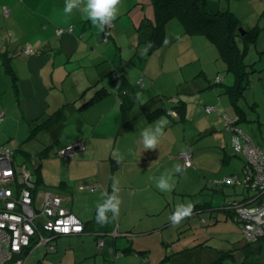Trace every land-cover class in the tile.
Masks as SVG:
<instances>
[{
    "label": "crops",
    "instance_id": "crops-1",
    "mask_svg": "<svg viewBox=\"0 0 264 264\" xmlns=\"http://www.w3.org/2000/svg\"><path fill=\"white\" fill-rule=\"evenodd\" d=\"M153 2L154 0H122L117 19L100 32L79 10H74L71 15H65L63 12L65 0H0V104L7 108L6 113L2 111L3 119L10 110L16 115L20 110L22 119L31 121L43 116L45 112L50 114L64 106H67V110L71 112L77 109L80 114V118L75 117L78 134L67 141L65 146L82 143L83 148L76 150L69 159L62 160L64 164L59 165L58 172L52 176L53 180L49 179V173L41 167L35 195L39 199L44 192H47L42 191L39 188L41 186L60 187L65 195L58 196L62 198L64 206L84 223L93 218L97 204L103 202L101 194L111 193L112 178L117 177L120 181L119 195L122 201L119 216L113 220L111 232L101 237L92 235L96 242L95 250L100 253L102 260L105 262V259L113 258L115 264H120L118 262L120 257L125 260L129 255L137 258L135 260L137 264H150V256L154 250L156 254L167 255L168 248L172 251L180 244L178 234L190 231L191 222L198 221L196 217L200 215H191L179 225L173 226L169 217L176 207L185 204L186 200L179 201L175 189L171 193L161 192L155 185L154 178H159L165 170H171L173 165L178 163L184 165L179 159L181 154L190 152L192 155V166L186 168L185 174H201L203 168H209L211 170L209 183H213L219 189L214 192L226 197L228 190L226 191L225 187L220 188L225 185L218 182L234 177L237 180L236 184L229 186H233L234 190L238 191L237 185L243 181V177L238 174L229 175L231 171L229 172L227 168L230 169L231 166L230 158L237 157L242 160L241 170L244 176L243 158L232 153L234 137L242 142L243 134L264 151L262 118L263 126L259 128V134L253 133L252 136L251 129L245 131L244 127L240 126L244 116L252 118V113L245 109L247 107L241 106L242 101L245 104H247L246 100L251 103L250 111L263 109L264 114V71L257 72L253 64L248 65L245 62L248 50L253 44L247 47L243 56L249 78L248 82H242V88L237 92L238 98L237 95H232L236 78L228 71L227 64L219 55L211 56V60L206 58V64L199 56L194 58V62L199 59L198 63L202 69L200 75L204 80L198 79L199 84L190 90L183 89L181 94L206 89V100L194 106V112L191 114L182 106L180 112L171 111L172 113L168 115L173 120L168 119L165 135L157 148L144 149L140 132L146 126L153 124L159 114L150 117L148 111L139 114L137 111L134 112L138 106V102L135 101L124 115L121 108V89L122 86H126L128 93L131 92L133 95L145 91L144 95H147L145 98L148 102L156 97L153 96L154 90L150 89L154 87V81L149 77L147 84L143 80L140 89H132L133 83L139 85L142 82L137 79L140 65L134 59L128 62L124 60V55L121 53V34L127 28L135 29L137 32L138 25L144 18L153 21ZM144 11L146 15L141 18L140 13ZM126 18L129 22L124 20ZM58 31L62 33L57 34ZM194 39L200 41L199 38ZM141 42L143 41H139ZM26 46L32 47L37 53L24 55L22 50ZM142 47L145 48V45ZM238 47L242 50L245 44L240 41ZM94 67L98 72L106 71L111 81L119 82L125 79L124 85L118 87L112 84L108 88L102 86L100 89H105L106 93L92 104L81 107L82 102L93 97L95 87L101 86L97 83L99 81L94 74ZM207 69L210 71L207 72ZM260 69L264 70V65H261ZM230 74L232 76H229ZM3 94L14 99L11 103H6ZM164 99L157 101L156 107L149 105L150 109H157L159 102ZM207 108H212L213 111L206 113ZM242 108L247 115H244ZM257 118L260 120V114ZM2 121L0 126L3 125ZM9 121L10 117L5 120V122ZM229 124H234L241 134H234L229 129ZM115 150H119L125 157L119 164L112 155ZM34 166L37 167V164L35 163ZM178 180L180 181V175ZM81 184L93 185L97 190L92 193H81L78 190ZM182 194H187V191ZM205 204L208 205L204 213H208L210 219L214 215L216 222L219 216V214L216 216V213L223 211L222 208L220 209L223 206L214 207L211 203L201 205ZM229 216L231 217L232 213ZM201 219H204L203 223L206 224V219L200 217V222ZM114 231L119 235L112 236ZM88 235L91 234L85 232L77 236L62 237L58 238L56 243L63 245L64 251H67L74 244L73 241L86 240ZM128 235L132 240H129L127 247L119 249L118 246H123V241L118 242L117 238L123 239ZM104 237H110L109 248L102 239ZM137 238L139 241L144 239L146 244H134ZM151 238L155 239V242L149 241ZM99 240H103L102 248L98 247ZM80 244L84 246L83 243ZM184 248L181 252L186 250L188 256L194 255L198 261L203 259L204 264H212L218 259L213 252L201 256L199 244L193 245L189 242ZM56 250L53 252L36 250L33 254L43 259L48 254L59 255V248ZM139 251L146 254L145 258L137 254ZM81 254H89L88 249L83 248ZM179 254V252L174 253L172 256ZM170 258L166 256L160 264L187 262L183 261L184 258L179 260Z\"/></svg>",
    "mask_w": 264,
    "mask_h": 264
},
{
    "label": "rangeland",
    "instance_id": "rangeland-1",
    "mask_svg": "<svg viewBox=\"0 0 264 264\" xmlns=\"http://www.w3.org/2000/svg\"><path fill=\"white\" fill-rule=\"evenodd\" d=\"M207 1L217 4L221 11H230L234 13L238 17L239 23L242 28H258L259 34L257 40L248 50V53L245 57V62L248 65L253 64L254 69L258 70L257 72H259V70L264 71L260 69L261 65H264V0ZM145 15V11L140 13L141 18H144ZM152 15L154 16L153 8ZM124 20L126 22H129L128 18ZM162 31V39H160V41L162 42L156 47L148 48L147 53L142 55L141 53L144 49L142 46L147 45L144 42V37L140 39L135 29L132 30L131 28H127V30L121 34V53L124 55V60L126 62L134 59V61L140 65L138 69L137 79L142 80V82L139 85L133 83L131 85L132 89H140L143 84V80L144 83L147 84V80L150 77L154 81V87L150 89L154 90L155 93H153V96H156V100L160 98L163 99V97L170 98L168 100L164 99L160 102L157 109L163 106V109L165 111L159 113L158 116H166L167 119L173 120V118L168 115L171 113V111H176V108H173L172 106H182L183 109H188V113L191 114L194 112V106L206 100V89L192 90V93H186L183 95L181 94L183 89L190 90L195 85L199 84L197 82L198 79L201 81L204 80L200 75L202 69L200 63H198L199 59L194 62V58L199 56L203 63L206 64V58L211 60V56L217 55L218 57V52L216 48L211 45V43H209V41L205 37L201 35L191 36L187 34L184 31L182 23L177 18H171L164 25ZM177 37H179V39H177ZM166 38L169 41L167 44L164 43ZM194 38H199L198 40L200 41H197V39ZM138 40L143 42L139 43ZM240 46L242 47V44H240ZM115 50L117 51L119 49ZM209 71L210 70L207 69V72ZM94 74L97 75V81H99L97 83L101 84V86L99 85L98 87H95V91L99 90L102 86L108 88L112 84H116L118 87L121 86V84H124L123 82L125 79H122L119 82L111 81V78L110 76H108V74H106V71L98 72L95 69ZM229 76L232 75L230 74ZM250 76H252V74H250ZM248 78L249 76L247 75L246 82H248ZM141 93H143L144 98L147 97V95H144L145 91H142ZM4 96L6 103H11V101L14 99V97L9 98V96L3 94V97ZM84 99L85 98H83V100ZM148 102L143 105L138 103L137 110H135L134 112L137 111V113L139 114V112L146 113L148 111L149 114L151 113V111H155L156 109H150V104ZM246 103L247 104L242 101L241 106L244 108L247 107L245 109L247 112L252 113V118L244 116L243 120L240 121V126L244 127L245 131H249V129H251L250 135L253 136V133L259 134V128L263 126L261 123L264 121L263 109L261 111L257 108L253 111H250L252 105L251 103L247 102V100ZM156 106L157 103L155 104V107ZM201 108L203 111V106H201ZM6 109L7 108L4 107V105L0 104V113H2V111L6 113ZM243 111L244 115H247V112L244 109ZM78 112L79 111L77 109L75 111L72 110L71 112L67 110V108H65L62 115L63 123L61 127L55 129L52 136L47 134L46 132H42L35 139L28 140L29 133L32 127L31 123H40V120L28 121L26 119H22L20 110H18L17 115L14 111L10 110L2 121L3 125L0 126V149L4 148L14 151V160L17 163H26L27 169L31 173L34 172V167L31 165V163L32 160H35L37 166H40V170L42 167L47 173H49V179L53 180L52 176L58 172L59 165L64 164L62 161L63 159L56 156V152L59 149L63 148L67 141L72 140L73 137L78 134V128L75 120V117L80 118V114H78ZM259 114L260 120L259 118H257ZM44 116H46V112L43 117ZM8 117H10V121L5 122ZM261 118L263 121L261 120ZM45 148L47 149L48 154L46 157H35L29 160L22 153V151H24L29 154H38ZM229 161H231V166L230 169L227 168V170H229V172L231 171V174H229V172L228 174H238L242 178V160L237 157H232L229 159ZM210 171L211 170L209 168H203L201 174H185L184 176L180 175V181L178 180V175H176V186L174 189L178 194V200L182 201L183 199H185V203L192 202L195 205L211 203L212 205H214V207H229L230 204L241 203L244 198L248 197V192L243 181L240 185H237L238 191H235V188L233 186H220V188L225 187L226 191L228 190L225 194L226 197L222 196L219 192H214V190L219 191V189L213 183H209V176H211ZM217 178L215 179L218 180ZM39 188L42 191H49L56 195H65L64 192H62L61 188L58 186H41ZM186 191L187 194H182ZM192 200H195V202H193ZM217 214H219V216L218 220L215 222V219L213 218L214 215L212 216V219H210L208 213H201L199 217H196L198 218V221L194 220L193 222H191L192 227L190 231H184L178 234V236L180 235V239L178 241L180 244L175 246L172 251H170V248H168L169 250L167 251V255L165 253L164 255L156 254V250H154V253L152 254V256H150V264H160V262L164 258H166V256H168L169 258L171 257L170 259L175 258L177 260L184 258L183 261H187L185 264H193L192 262L204 264L203 259H199L198 261L196 259V256H188L186 250L184 252H181L185 249V245L189 242H192L193 245L199 244V247H201V250L199 252L201 253V256H204L207 252H213V254L216 255L215 257H221L220 264H264V239L255 244L245 243L241 226L236 221L235 216L232 215L230 217L223 211H218L216 213V216ZM200 217L206 219V224L200 222ZM87 238L88 239L82 241H73L74 244H72L70 249H68L67 251H64L65 248L62 247L63 245L61 246L59 243H56L57 248H59L60 254H48L43 259L42 257H38L37 254L33 253L36 250H38V252H41L44 249H36L28 257L26 264H115L113 258L105 259L104 262V260H102L101 258L100 253L97 251V249L95 250L96 242L93 239V236L88 235ZM102 239L105 240L107 247L111 245L110 237H104ZM117 240L118 242L123 241V246H118L120 249L123 247H127L129 244V240H132V237H124L123 239L117 238ZM134 241V244L136 245L146 244L144 239H141V241H139V239L137 238ZM149 241L155 242V239L151 238L149 239ZM59 242H61V240H59ZM80 243H83L84 246H81ZM67 247L68 246H66V248ZM83 248L88 249L89 254L82 255L81 253ZM178 252L180 253L178 256H172V254ZM118 253L120 254V252ZM188 258L191 260H188ZM136 259L137 258L133 257V255H129L125 257V260L120 257L118 259V262H120V264H137L135 261ZM168 264L173 263L170 262Z\"/></svg>",
    "mask_w": 264,
    "mask_h": 264
},
{
    "label": "built area",
    "instance_id": "built-area-1",
    "mask_svg": "<svg viewBox=\"0 0 264 264\" xmlns=\"http://www.w3.org/2000/svg\"><path fill=\"white\" fill-rule=\"evenodd\" d=\"M22 53L28 56L37 51L26 46ZM212 111V108L205 110L206 113ZM2 119L3 113H0V122ZM229 129L234 134H241L234 124H229ZM82 148V143L69 144L59 149L56 156L67 160ZM232 148L234 154L243 158V182L248 197L227 209L232 210L240 224L245 243L255 244L264 239V151L243 134L242 142L234 137ZM14 155L12 150L0 149V264H26L36 249L53 252L58 238L85 233L82 221L64 206L58 195L47 191L38 199L34 172L28 171L26 163H17ZM179 159L186 168L192 166L190 152L181 154ZM34 164L32 160L33 167ZM236 182V178L228 177L218 183L234 185ZM78 190L92 193L97 188L81 184ZM118 235L116 231L112 233L114 237ZM98 247H103L102 240L98 241Z\"/></svg>",
    "mask_w": 264,
    "mask_h": 264
},
{
    "label": "trees",
    "instance_id": "trees-1",
    "mask_svg": "<svg viewBox=\"0 0 264 264\" xmlns=\"http://www.w3.org/2000/svg\"><path fill=\"white\" fill-rule=\"evenodd\" d=\"M154 20L151 21L147 18L142 19L137 28L138 37L142 39L144 37V42L148 44L151 42L152 46L150 48L156 47L162 41V34L164 25L171 19L177 18L183 25L184 31L191 35H201L205 37L211 45H213L220 57L227 64V69L236 78V84L232 95L238 98L237 92L242 88V82L246 83V77L248 72L246 70V65L243 61V56L247 51V47L254 44L257 36L259 34L258 28L244 29L239 23L238 17L230 11H221L217 4L211 3L207 0H154ZM242 42L245 47L241 50L238 47V43ZM238 84V86H237ZM124 85V84H123ZM126 86H122L121 89V108L123 114L130 109L135 100V95L131 92L128 93ZM105 89H99L95 91L93 97L82 102L81 107L88 106L92 104L96 99L104 95ZM240 94V93H239ZM165 99H170L168 97H163ZM162 99L153 98L148 103L150 106L158 103L157 101ZM147 103V104H148ZM160 103V102H159ZM67 106L53 112L51 114H46V116H41L34 121L40 120V123H31L32 127L29 133L28 140L35 139L40 133L46 132L49 135H53L56 128L61 127L63 120V112ZM176 108V111L180 112L181 106H172ZM165 111L163 106L155 111H152L149 116L158 115ZM27 159H32L35 157H46L47 149L45 148L40 153L29 154L22 151ZM38 155V156H37ZM35 161V160H34ZM40 174V166L36 167L34 170V176L37 186V178ZM208 204L195 206L192 215H200L206 211ZM228 215H233L232 210L226 209L225 206L220 207V209ZM111 215V214H109ZM96 211L93 218L90 221L83 223L84 232L90 233L94 236H103L112 231L113 221H110L106 225H99L95 220ZM205 222V221H204ZM128 237V236H127ZM141 257L145 258L144 252H137ZM221 257L214 261L212 264H220Z\"/></svg>",
    "mask_w": 264,
    "mask_h": 264
},
{
    "label": "clouds",
    "instance_id": "clouds-1",
    "mask_svg": "<svg viewBox=\"0 0 264 264\" xmlns=\"http://www.w3.org/2000/svg\"><path fill=\"white\" fill-rule=\"evenodd\" d=\"M122 0H65L63 12L65 15H71L74 10H79L91 22L94 28L103 32L107 26L115 21L120 14ZM179 39V37H177ZM169 41L166 38L164 43ZM152 46L149 42L142 50V55L147 53L148 48ZM135 100L143 105L146 98L143 93L137 92ZM169 120L166 116L159 117L153 124L146 126L141 132V143L146 150L156 149L161 139L165 135V128L168 126ZM131 151V150H129ZM113 158L117 163L124 160V155L115 150ZM186 173V166L181 164L173 165L171 170H165L159 178L155 179V185L161 192H171L176 186V175L183 176ZM120 181L117 177L112 178V191L111 193H102V203L97 204L95 220L97 224L103 226L110 221L116 220L120 213L121 198H120ZM195 209V204L188 202L179 204L175 211L170 215L169 220L173 226L179 225L184 219L191 217ZM111 214V215H109Z\"/></svg>",
    "mask_w": 264,
    "mask_h": 264
},
{
    "label": "water",
    "instance_id": "water-1",
    "mask_svg": "<svg viewBox=\"0 0 264 264\" xmlns=\"http://www.w3.org/2000/svg\"><path fill=\"white\" fill-rule=\"evenodd\" d=\"M34 170H36V166H34Z\"/></svg>",
    "mask_w": 264,
    "mask_h": 264
},
{
    "label": "snow or ice",
    "instance_id": "snow-or-ice-1",
    "mask_svg": "<svg viewBox=\"0 0 264 264\" xmlns=\"http://www.w3.org/2000/svg\"><path fill=\"white\" fill-rule=\"evenodd\" d=\"M64 230H65V231H67V229H66V228H65Z\"/></svg>",
    "mask_w": 264,
    "mask_h": 264
}]
</instances>
